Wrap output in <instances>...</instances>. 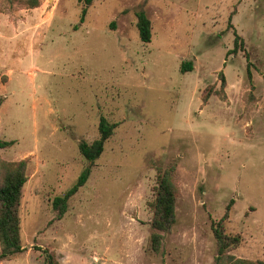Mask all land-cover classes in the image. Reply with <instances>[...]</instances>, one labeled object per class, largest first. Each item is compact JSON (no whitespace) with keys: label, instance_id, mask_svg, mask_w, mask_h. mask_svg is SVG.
Wrapping results in <instances>:
<instances>
[{"label":"rangeland","instance_id":"374dc122","mask_svg":"<svg viewBox=\"0 0 264 264\" xmlns=\"http://www.w3.org/2000/svg\"><path fill=\"white\" fill-rule=\"evenodd\" d=\"M30 1L0 0V142H14L0 160L28 162L24 251L0 264H44L45 249L60 264H217L219 224L241 238L235 259L264 262V0ZM102 118L116 128L88 162L79 145ZM87 167L58 219L54 199ZM173 168L176 223L155 254Z\"/></svg>","mask_w":264,"mask_h":264},{"label":"trees","instance_id":"16d2710c","mask_svg":"<svg viewBox=\"0 0 264 264\" xmlns=\"http://www.w3.org/2000/svg\"><path fill=\"white\" fill-rule=\"evenodd\" d=\"M86 6L91 5L96 0H78ZM27 3V2H26ZM30 8L39 5L38 0H31L27 3ZM87 9L84 8L83 16ZM137 27L143 43H150L152 40V26L145 12L138 15ZM241 37L236 34V48ZM249 67V66H248ZM193 71L191 62H183L181 72ZM248 75L251 76L248 68ZM211 94L207 95L203 101L207 103ZM116 128L115 124H110L105 118L100 121V138L92 144L81 142L79 150L88 162H95L100 158L104 151L105 143L113 135ZM14 142H0V148L10 147ZM27 160L20 162H4L0 160V262L9 260L24 251L21 241V217L20 206L23 197V189L28 181ZM174 168L162 171L158 176V188L156 200L153 204V219L151 226L153 233L150 237L149 249L152 253L159 254L162 251L164 234L171 232L176 223V202L179 195V188L173 181ZM91 168L87 167L79 176L77 182L62 196H58L53 201V208L58 212L57 218L62 219L68 210L69 200L77 194L88 181ZM229 209V208H228ZM218 247L217 264H264L262 261L249 262L246 260L235 259L230 252L236 250L241 244L240 236H229L224 233L222 224L214 229ZM45 255L44 264H60L57 256L49 249L43 250Z\"/></svg>","mask_w":264,"mask_h":264}]
</instances>
